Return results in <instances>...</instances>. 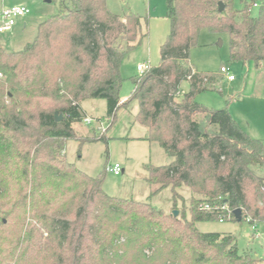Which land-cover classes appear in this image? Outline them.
<instances>
[{
	"label": "trees",
	"instance_id": "1",
	"mask_svg": "<svg viewBox=\"0 0 264 264\" xmlns=\"http://www.w3.org/2000/svg\"><path fill=\"white\" fill-rule=\"evenodd\" d=\"M258 2L167 0L170 33L161 63L132 79L123 103L122 64L147 37L148 22L111 13L107 0H63L23 50L9 53L0 44V264L259 263L240 254L234 236L197 227L219 221L199 210L219 197L231 221L240 209L242 221L264 224V141L244 132L227 109L199 104L196 96L214 89L218 78L188 65L207 30L229 36L233 62L259 68L264 2ZM89 99L107 102L109 128L122 106L137 102L135 120L148 129L147 140L172 158L148 166L151 196L169 188L176 204L186 186L193 194L189 217L111 197L102 175L92 177L67 159L65 143L80 140L74 125L86 118L81 102ZM107 131L92 141L105 140Z\"/></svg>",
	"mask_w": 264,
	"mask_h": 264
},
{
	"label": "rangeland",
	"instance_id": "2",
	"mask_svg": "<svg viewBox=\"0 0 264 264\" xmlns=\"http://www.w3.org/2000/svg\"><path fill=\"white\" fill-rule=\"evenodd\" d=\"M63 0H0V13L3 8L21 4L30 10V14L20 19L10 32L0 34V44L6 52H17L32 42L41 22L56 16ZM264 0H259V4ZM111 13L120 17L134 15L142 22H148L147 37L123 61L120 90L121 102H126L134 90L133 78L140 76L137 67L146 63L151 68L161 63V46L170 33L167 17V0H107ZM236 8H241L236 1ZM259 7L253 8L257 16ZM26 23V29L23 24ZM188 65L195 71L211 74L218 78L212 90L196 96V101L213 110L227 109L240 128L250 137L264 141V63L257 68L254 63L233 62L230 55L229 36L217 35L207 30L201 32L198 43L190 51ZM225 66L236 81H229L221 72ZM5 80V77H3ZM189 83L181 85L183 93L188 92ZM81 112L95 120L92 125L84 122L75 124L74 130L80 140L65 143L67 159L77 168L92 176H103V189L107 195L121 199H133L150 203L166 214L186 212L190 216L192 191L186 186L178 192L182 200L173 203L172 193L166 188L151 196L152 188L147 182L148 166H165L172 162L158 143L145 140V127L135 123L138 104L132 101L122 106L116 119L106 133L105 140L92 141L99 135L96 121H106L107 102L102 99H89L81 102ZM119 163L125 173L115 176L108 172L107 165ZM264 176V172L262 173ZM197 198L198 196L195 195ZM203 233L230 234L236 238L240 254H251L262 263L264 259V224L257 225L261 238L254 236L253 225L248 221H211L197 225Z\"/></svg>",
	"mask_w": 264,
	"mask_h": 264
},
{
	"label": "built area",
	"instance_id": "3",
	"mask_svg": "<svg viewBox=\"0 0 264 264\" xmlns=\"http://www.w3.org/2000/svg\"><path fill=\"white\" fill-rule=\"evenodd\" d=\"M257 7V5L255 6ZM30 14V10L28 7L23 5H16L12 7L5 8L0 13V34H4L10 32L17 25L18 21L22 18L27 17ZM151 67L148 64L143 63L138 65L137 70L140 75L144 74ZM221 72L227 76L229 81H235L236 78L234 75L229 74L230 70L228 67L223 66L221 68ZM0 78H2V74H0ZM123 103V102H122ZM86 125H92L95 120L89 117H86L83 121ZM99 123L98 130L101 134L105 133L110 125V120L106 119V121H96ZM107 171L113 173L115 176H120L123 173V168L120 164L107 165ZM199 210L203 211L207 214L215 215L218 217L219 222H227L231 221L233 214L230 210L227 202L219 197L215 200L204 201L199 205ZM257 224L253 225L254 236L257 238H261L262 234H260L257 229ZM263 252H264V244H263ZM264 264V259H262V263Z\"/></svg>",
	"mask_w": 264,
	"mask_h": 264
},
{
	"label": "water",
	"instance_id": "4",
	"mask_svg": "<svg viewBox=\"0 0 264 264\" xmlns=\"http://www.w3.org/2000/svg\"><path fill=\"white\" fill-rule=\"evenodd\" d=\"M224 10H225L224 3H222V2L219 3V12H223ZM63 119H64L63 116H58L56 114V120H57V122H61V121H63ZM173 215L175 217H178L179 216V212L178 211H174L173 212ZM234 215H235V218H236L237 221H239V222L242 221V211L240 209L235 210Z\"/></svg>",
	"mask_w": 264,
	"mask_h": 264
},
{
	"label": "crops",
	"instance_id": "5",
	"mask_svg": "<svg viewBox=\"0 0 264 264\" xmlns=\"http://www.w3.org/2000/svg\"><path fill=\"white\" fill-rule=\"evenodd\" d=\"M17 5H21V4H17ZM16 6V5H15ZM10 7H12V6H10ZM7 8V7H6ZM3 9H5V8H3ZM24 18H22V20H23ZM23 27L26 29V23H24L23 24ZM236 81V80H235ZM135 123H137V124H139L138 122H135ZM139 125H141V124H139ZM141 126H143V125H141ZM144 127V126H143ZM145 129H146V138H145V140L146 141H148L147 140V138H148V135H149V133H148V129L145 127ZM148 142H150V141H148ZM150 143H156V142H150ZM116 164H119V163H116ZM123 168V167H122ZM123 173H125V169L123 168Z\"/></svg>",
	"mask_w": 264,
	"mask_h": 264
}]
</instances>
